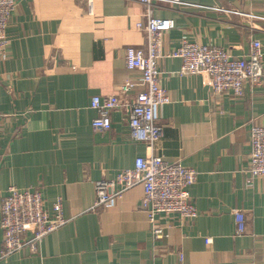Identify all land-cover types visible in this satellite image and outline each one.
Returning <instances> with one entry per match:
<instances>
[{
    "label": "crops",
    "instance_id": "0c3cea01",
    "mask_svg": "<svg viewBox=\"0 0 264 264\" xmlns=\"http://www.w3.org/2000/svg\"><path fill=\"white\" fill-rule=\"evenodd\" d=\"M0 57V202L8 187L39 188L45 209L61 200L66 223L46 235L37 253L23 248L0 264H264V177L249 180V130L264 125V83L241 97L214 93L204 74L179 75L178 58L158 61L170 103L159 112L162 138L152 147L129 138L127 103L110 112L108 130L91 126L94 95H112L140 73L124 62L142 48L138 0H14ZM173 20L163 38L170 52L183 40L239 57L252 39L264 54V0H180L154 3ZM179 160L197 171L189 193L197 216H162L168 237L153 239L141 208L142 188L92 209L94 183L133 167L137 157ZM244 215L237 232L233 210ZM24 234L23 237H26ZM211 243L206 244L205 239ZM3 233L0 229V249ZM179 254L182 260L179 261Z\"/></svg>",
    "mask_w": 264,
    "mask_h": 264
},
{
    "label": "built area",
    "instance_id": "2783aa9c",
    "mask_svg": "<svg viewBox=\"0 0 264 264\" xmlns=\"http://www.w3.org/2000/svg\"><path fill=\"white\" fill-rule=\"evenodd\" d=\"M144 6L145 23L135 27L143 31L145 44L142 48L126 47L125 66L140 73L136 84L124 81L116 94L94 95L89 106L96 112L91 121L94 130H108L110 112L125 105L124 96L135 87L141 90L127 103L129 138L152 148L163 136V127L157 123L160 109L170 103L168 91L160 84L158 61L162 58H178L179 75L204 74L206 85L214 93L229 92L241 97L244 86L264 83V54L261 43L252 39L247 53L239 57L227 50L183 40L170 52L162 51L163 38L174 26L173 20L156 17L154 3L178 4L180 0H138ZM15 9L14 0H0V57L5 59L9 47L6 34L9 20ZM249 180L264 177V125L254 124L249 130ZM197 171L186 167L179 160L166 161L160 156L137 157L133 167L121 169L110 179L94 183L95 199L92 209L113 203L135 186H141V208L147 216L153 239L161 240L168 233L158 220L176 214L181 221L193 220L197 209L191 199L189 188L196 182ZM53 215L45 209L39 188L18 189L8 187L0 202V229L3 233L0 260H5L29 247L37 253L42 239L66 223L62 214L61 200L52 207ZM237 232L244 231V215L233 210ZM27 234L26 237H23ZM208 245L211 240L205 239ZM182 255L179 254V261Z\"/></svg>",
    "mask_w": 264,
    "mask_h": 264
}]
</instances>
